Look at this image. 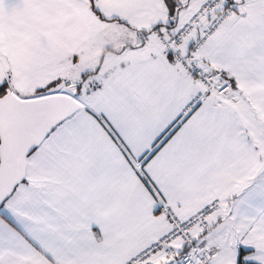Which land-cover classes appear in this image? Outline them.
I'll list each match as a JSON object with an SVG mask.
<instances>
[{
	"label": "snow or ice",
	"instance_id": "snow-or-ice-1",
	"mask_svg": "<svg viewBox=\"0 0 264 264\" xmlns=\"http://www.w3.org/2000/svg\"><path fill=\"white\" fill-rule=\"evenodd\" d=\"M0 264H264V0H0Z\"/></svg>",
	"mask_w": 264,
	"mask_h": 264
}]
</instances>
